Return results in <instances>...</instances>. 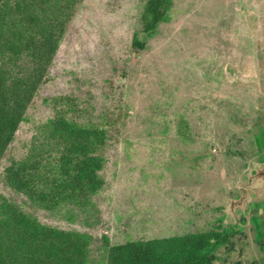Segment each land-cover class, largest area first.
Returning <instances> with one entry per match:
<instances>
[{"label": "rangeland", "instance_id": "rangeland-1", "mask_svg": "<svg viewBox=\"0 0 264 264\" xmlns=\"http://www.w3.org/2000/svg\"><path fill=\"white\" fill-rule=\"evenodd\" d=\"M147 1L76 6L0 161V200L92 235V264L103 235L118 245L211 231L230 236L210 264H264V0H172L151 35ZM56 115L107 134L104 185L85 209L44 211L4 183Z\"/></svg>", "mask_w": 264, "mask_h": 264}, {"label": "trees", "instance_id": "trees-1", "mask_svg": "<svg viewBox=\"0 0 264 264\" xmlns=\"http://www.w3.org/2000/svg\"><path fill=\"white\" fill-rule=\"evenodd\" d=\"M82 1L0 0V161ZM171 6L172 0H148L140 17L143 32L153 34ZM132 46L143 50L145 42L135 36ZM40 133L26 157L5 168V185L48 212L90 206L104 185L99 173L105 160L99 152L106 131L56 115ZM48 150L51 155L45 158ZM229 236L211 231L111 245L103 235L100 264H210L208 256ZM93 240L78 230L42 224L6 198L0 200V264H92Z\"/></svg>", "mask_w": 264, "mask_h": 264}]
</instances>
